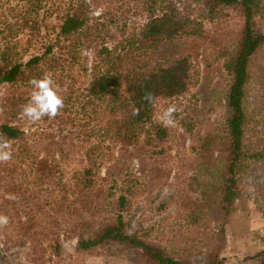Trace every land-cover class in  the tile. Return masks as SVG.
I'll list each match as a JSON object with an SVG mask.
<instances>
[{"label":"rangeland","instance_id":"374dc122","mask_svg":"<svg viewBox=\"0 0 264 264\" xmlns=\"http://www.w3.org/2000/svg\"><path fill=\"white\" fill-rule=\"evenodd\" d=\"M86 1L91 16L100 23L118 20L111 22L106 40L109 47L136 31L145 18L142 11H136L140 0ZM174 1L202 22L204 32L200 37L175 40L179 53L190 57L195 83L184 96L157 102L154 121L167 128V136L153 142L143 137L128 150L122 146L110 149L113 155L99 171L106 178L103 186L80 198L79 207L69 208L66 203L62 211L55 202L57 191L51 184L54 176H40L13 158L0 162V215L8 218L7 224L0 225V264H158L140 249L119 243L79 250L82 236L94 235L103 223L114 219L119 212L114 200L121 193L128 196L124 210L128 232L142 236L178 260L208 264L219 259L224 264H241L263 253L259 250L264 246V44L250 59L244 98L245 148L248 154L258 156L247 159L239 196L226 214L222 184L228 150L219 140L226 141L228 135L232 74L227 64L239 48L244 17L236 7L220 6L212 17L204 0ZM17 2L0 0L1 21L14 23L18 17L22 19L24 13ZM69 3L71 0H44L36 16L39 23L23 22L13 38L16 59L27 61L42 51L43 41L59 30V16ZM259 5L261 13L256 17L255 30L264 34V0ZM49 8L52 11L48 12ZM121 19L128 20L124 31L118 28ZM81 54L77 61L82 60L84 66L77 62L72 68L74 73L66 79V86H73V90L87 81L86 71L92 70L96 58L94 48L86 47ZM25 90L4 84L0 87V102ZM67 92L71 98L72 92ZM71 106L78 113L74 111L75 124H69L71 132L64 140L72 144L75 153L72 164L65 165L67 178L81 158L77 151L85 144L84 119L89 120L82 105ZM170 107L175 111L173 122L167 124L162 116ZM88 111L91 113L90 107ZM4 117L0 114L1 121ZM210 134L214 137L212 152L202 155V139ZM11 148L12 156L16 153L19 157V152ZM34 155L37 162L46 155L44 148L36 149ZM108 185L112 189L108 190ZM10 194L15 199H9ZM79 219L82 222L78 223ZM56 239L61 243L59 254L54 248Z\"/></svg>","mask_w":264,"mask_h":264},{"label":"trees","instance_id":"16d2710c","mask_svg":"<svg viewBox=\"0 0 264 264\" xmlns=\"http://www.w3.org/2000/svg\"><path fill=\"white\" fill-rule=\"evenodd\" d=\"M17 1L16 6L22 7L21 12L24 13L22 19L18 17L14 23L0 19V87L12 84L26 90L0 102V114L6 115L3 121L0 120V141H7L12 150L19 152V157L13 152L12 158L15 163H21V167H31L45 178L54 176L51 184L57 191L55 202L61 211L66 203L69 208L79 207L80 198L103 186L106 178H102L99 171L112 157L110 149L114 151L122 146L123 150H128L143 137L153 142L167 136V128L154 121L157 102L184 96L195 83L190 57L179 53L175 40L200 37L204 26L185 13L174 0H140L136 11H142L145 16L143 22L131 35L109 47L106 40L111 34V22L118 20L113 18L108 23H100V19L91 16L92 10L86 0H71L59 16V30L55 29V33L43 41L42 51L27 61H20L14 57L16 47L13 38L21 30L23 22L24 25L30 21L39 23L37 17L44 0ZM204 3L212 17L217 15L220 6L236 7L244 17L239 48L227 64L232 74L226 121L228 135L226 141L219 140L228 150L222 184V204L228 214L239 196V181L247 159L258 156L248 154L245 148L244 98L250 59L264 44V34L255 30L256 17L261 13L260 0H204ZM123 20L118 23L121 31L129 25L127 19ZM86 47L94 48L96 58L92 70L86 71L87 81L73 90V86H66V79L74 73L72 68L77 62L84 66L82 60H77L82 58L81 53ZM45 73L54 79L65 106L54 119L45 117L31 122L22 117L21 109L30 99L32 87L29 81ZM67 90L72 92L71 98ZM146 92L152 94L151 101L144 99ZM76 103L83 106L89 120L84 119L85 144L77 151L81 158L74 163L67 178L65 165L72 164L75 153L72 144L64 140L66 133L71 132L69 124H75V110L71 104ZM213 140L211 134L202 139V155L211 154ZM38 148H44L46 155L36 162L34 153ZM106 187L112 189L111 185ZM76 193L80 197L76 198ZM114 203L119 210L114 219L103 223L94 235L82 236L78 242L79 250L119 243L140 249L158 264H191L170 256L142 236L128 232L124 215L127 194L121 193ZM54 248L59 254L61 243L58 239ZM208 264H224V261L218 259Z\"/></svg>","mask_w":264,"mask_h":264},{"label":"clouds","instance_id":"9594fccd","mask_svg":"<svg viewBox=\"0 0 264 264\" xmlns=\"http://www.w3.org/2000/svg\"><path fill=\"white\" fill-rule=\"evenodd\" d=\"M32 87L30 99L22 106L21 115L31 122H37L45 117L50 119L56 118L64 108V98L59 94L55 81L50 74L45 73L40 78H33L29 81ZM144 99L151 101L152 94L146 92ZM175 108H168L162 116L165 123L171 124L172 114ZM139 114L138 112L136 113ZM12 158L10 145L7 141H0V162L9 161ZM9 199H15L13 195H9ZM8 223L6 216L0 215V225Z\"/></svg>","mask_w":264,"mask_h":264},{"label":"crops","instance_id":"0c3cea01","mask_svg":"<svg viewBox=\"0 0 264 264\" xmlns=\"http://www.w3.org/2000/svg\"><path fill=\"white\" fill-rule=\"evenodd\" d=\"M260 248L261 249L259 251L264 250V246H261ZM237 254H239V257H241L240 252H238ZM241 264H264V251L263 253L260 252V254L256 255L253 259L243 262Z\"/></svg>","mask_w":264,"mask_h":264}]
</instances>
